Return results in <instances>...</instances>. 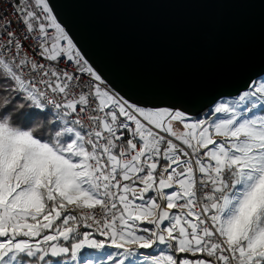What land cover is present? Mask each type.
Instances as JSON below:
<instances>
[{"label": "snow or ice", "instance_id": "snow-or-ice-1", "mask_svg": "<svg viewBox=\"0 0 264 264\" xmlns=\"http://www.w3.org/2000/svg\"><path fill=\"white\" fill-rule=\"evenodd\" d=\"M10 7L0 264H264V77L196 113L133 99L89 62L53 0Z\"/></svg>", "mask_w": 264, "mask_h": 264}, {"label": "water", "instance_id": "water-1", "mask_svg": "<svg viewBox=\"0 0 264 264\" xmlns=\"http://www.w3.org/2000/svg\"><path fill=\"white\" fill-rule=\"evenodd\" d=\"M77 46L126 96L193 113L264 77V0H53Z\"/></svg>", "mask_w": 264, "mask_h": 264}, {"label": "trees", "instance_id": "trees-1", "mask_svg": "<svg viewBox=\"0 0 264 264\" xmlns=\"http://www.w3.org/2000/svg\"><path fill=\"white\" fill-rule=\"evenodd\" d=\"M36 115H38V113L36 112H33V113H30L29 114V117L28 118H25V120L23 121L24 123H27L28 120L30 121L33 117H35ZM0 239H5V238H0ZM62 244H67V243H71V241L69 242H63L61 241ZM82 256L84 258H91L92 256H96L98 257L99 259H105L106 258V255L105 256H99L97 251L94 250V249H84V251L82 252ZM56 261H57V264H59L60 262V258H54ZM13 264H17L16 261L13 262Z\"/></svg>", "mask_w": 264, "mask_h": 264}, {"label": "built area", "instance_id": "built-area-1", "mask_svg": "<svg viewBox=\"0 0 264 264\" xmlns=\"http://www.w3.org/2000/svg\"><path fill=\"white\" fill-rule=\"evenodd\" d=\"M13 9L10 7V0H0V14H3L5 12L11 13ZM12 19H15L14 16L9 17ZM63 219V217H61ZM81 231H84V229H81Z\"/></svg>", "mask_w": 264, "mask_h": 264}, {"label": "rangeland", "instance_id": "rangeland-1", "mask_svg": "<svg viewBox=\"0 0 264 264\" xmlns=\"http://www.w3.org/2000/svg\"><path fill=\"white\" fill-rule=\"evenodd\" d=\"M57 224H58V222H56ZM49 233H53L52 232V230H46V232L45 233H43V234H49ZM42 234V235H43ZM17 239H20L19 237L17 238ZM0 240H2V239H0ZM97 251V250H96ZM97 253H98V255L99 256H105L106 255V252H105V250H101V251H97Z\"/></svg>", "mask_w": 264, "mask_h": 264}, {"label": "crops", "instance_id": "crops-1", "mask_svg": "<svg viewBox=\"0 0 264 264\" xmlns=\"http://www.w3.org/2000/svg\"><path fill=\"white\" fill-rule=\"evenodd\" d=\"M58 222V224L60 223V221H56ZM49 234H54V233H49ZM37 239H40V238H33V242H35Z\"/></svg>", "mask_w": 264, "mask_h": 264}]
</instances>
